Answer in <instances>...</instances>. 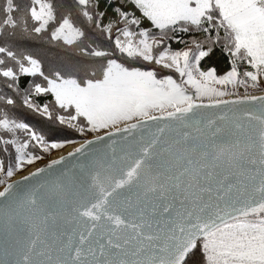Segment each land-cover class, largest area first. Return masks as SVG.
<instances>
[{
    "label": "snow or ice",
    "instance_id": "obj_1",
    "mask_svg": "<svg viewBox=\"0 0 264 264\" xmlns=\"http://www.w3.org/2000/svg\"><path fill=\"white\" fill-rule=\"evenodd\" d=\"M0 264H264V0H0Z\"/></svg>",
    "mask_w": 264,
    "mask_h": 264
}]
</instances>
